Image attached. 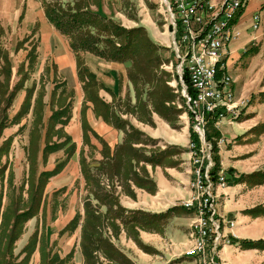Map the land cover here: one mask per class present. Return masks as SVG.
Listing matches in <instances>:
<instances>
[{"label": "rangeland", "instance_id": "rangeland-1", "mask_svg": "<svg viewBox=\"0 0 264 264\" xmlns=\"http://www.w3.org/2000/svg\"><path fill=\"white\" fill-rule=\"evenodd\" d=\"M6 4L19 6V11L4 7L0 9V48L7 52L10 60V88L19 79L18 69L25 59L27 50L35 41H37L38 57L34 70L29 72V78L24 81V88L16 94L10 108L3 112L1 109L7 95L3 96L0 93V120L4 114L10 119L19 110L25 98V88L34 86L28 114L24 115L19 123L4 128L0 133V146L8 139V143L0 150V154L2 153L0 167H4L0 175L1 211L9 203L13 210L23 207L24 200L28 197L27 190L31 184V177L27 148L33 139L32 105L39 93L43 95V106L40 111L41 119L39 116L36 120L40 129L38 160L35 166L36 178L41 171L54 168L57 162L65 158L62 149L49 154L45 163L41 159L45 125L51 113V91L55 80L60 82L65 79L69 90H73V100L71 118L65 125L64 132L71 136V142L76 143V150L62 171L49 179L39 212L37 216L25 222L23 233L14 244V253L17 254L27 243L30 235L38 229L39 234L44 233L48 248L51 247L63 257L74 247L71 261L73 264H83L79 247L80 228L74 233L58 234L76 211L83 213V200L86 195L85 182L79 169V151L82 147L81 110L84 95L76 73V58L68 40L56 31L46 18H25L26 9H31V0H0V6ZM246 6L241 12L242 23L241 28L239 27V39L243 38L244 34L246 36L243 46L239 49L238 98H247L249 102L236 118L223 119L231 122L239 121V217L248 220L243 224L248 237L242 239L255 241L264 239V182L259 184L256 181L258 175L250 177L248 174L259 171L257 167L264 165V0H250ZM91 8L112 17L124 27L143 26L148 37L159 48L161 64L150 66L146 71L138 67L134 70L137 75L148 73L146 75L150 80L148 83H143L137 77L135 80L128 77L131 61L123 63L106 61L88 52H81L80 55L103 85L110 89V92L103 88L97 90L99 98L109 102L111 109L121 119L141 132L132 133L139 141L132 144L137 151L131 154L142 159L150 153L166 151V157L162 159L160 165L133 160L135 173L133 177L124 179L115 174L100 175L101 185L107 190H112L118 204L126 210L123 219L127 220V224L123 226L119 219H115L118 226L117 234L108 224H103L101 228L113 244L128 257V260L123 261L122 264H202L198 258H189L188 261L182 262L183 258L178 255L180 250L188 249L193 242L191 224L189 235L185 236L187 237L184 238L185 240H181L184 246L179 244L174 247L168 239V236L173 238L171 235L180 234L176 230L171 234V229L181 225L177 220L189 213L193 219L195 218L193 210L185 211L181 206V202L190 198L192 193L189 183L193 176V166L190 162L188 141L191 139V132L194 131V121L182 100L185 83L181 82L176 71L177 65L170 47L172 37L165 4L163 0H98V5H92ZM33 12L37 13V10L33 9ZM254 14L259 16L255 29L251 27ZM236 18H239V15ZM45 22L49 24L50 29ZM32 31L34 34L17 47L19 41ZM233 45L234 43L231 44L232 48ZM0 64H2L1 58ZM46 64L48 71L44 72ZM27 69L25 64V70ZM0 78L2 79V76ZM167 94H173L169 96L172 100L165 102L167 106H173L179 111L178 114L172 111L170 120L163 118L155 109V104L167 97ZM57 97L58 95L55 96V101ZM235 97H237L236 93ZM86 105L85 116L90 128L109 145L112 153L115 146L122 142L124 132L117 129L113 123L106 122L102 116L96 118L91 102H86ZM98 108L100 112L103 111L102 106ZM221 120L215 121L213 125L219 132V137L213 136L216 144L220 143V128L225 124L223 122L219 124ZM99 138L90 133V144H93L95 149L89 145L84 146V154L88 160L92 159L95 162L94 165L102 159V144ZM220 146L217 144L219 168L221 162L219 151L223 145ZM211 159L214 162V159ZM120 171L125 172L124 169ZM160 180L164 182L163 187L161 183L159 184ZM170 207L174 209L163 216ZM100 210L104 213L105 206H101ZM171 222L174 224L173 228H167ZM224 224L226 223L220 222L222 235ZM141 232H143L142 236H140ZM167 233L169 235H166ZM231 235L226 239L223 235L217 246V252L224 242L237 241V238L233 237L234 233ZM233 239L236 241H232ZM239 246V264H264V244L243 247L239 242ZM162 249L163 253H161ZM39 256V250L36 249L28 264H39ZM171 257L174 259L169 263L166 262ZM20 258L21 256L17 261ZM97 258L107 263L101 252L97 254ZM217 262L222 264L221 260Z\"/></svg>", "mask_w": 264, "mask_h": 264}, {"label": "trees", "instance_id": "trees-1", "mask_svg": "<svg viewBox=\"0 0 264 264\" xmlns=\"http://www.w3.org/2000/svg\"><path fill=\"white\" fill-rule=\"evenodd\" d=\"M36 1L40 2L46 20L56 31L68 40L69 47L76 58V73L84 95L83 107L81 110L82 147L79 151V169L84 179V188L86 190V195L83 200V213L79 210L76 211L66 225L60 229L58 234L62 235L65 232L74 233L77 228H80L79 247L83 256V264H122L123 261L128 260V257L113 244L110 237L105 235L101 227L103 224H108L114 228L115 234H117L116 229L118 226L116 225L115 219H119L123 226L126 225L127 220L123 219V214L126 210L118 204L112 190H107L105 186L101 185L100 175L102 173L110 175L115 174L124 179L133 177L135 176L133 172V160H142L151 165H160L162 164V159L166 157V151L162 150L157 154L150 153L149 156H143L142 159H140L139 156L136 157L131 154L137 151V149L132 147V144L139 141L138 138L133 137V134L141 132L129 122L121 119L116 112L111 109L109 102L99 98L97 90L103 88L110 92V89L104 86L97 78L95 72L89 69L80 53L88 52L96 57L111 62L123 63L125 61H131L132 66L128 70V77L131 80H135L137 77V79H141L143 83H148L150 82L146 76L148 73H146V75L144 73H139L137 75L134 70L138 67L142 71H146L150 66L161 64V57H159L158 54L159 48L148 37L143 26L127 28L112 17L93 10L91 6H97L98 0ZM33 34L34 31L25 36L19 41L17 47L27 41ZM36 42L37 41L33 42L27 50L25 59L17 72L20 77L11 88L9 85L11 77L10 60L7 52L4 51L3 48H0V58L2 61V64H0V76H2V79L0 78V93L3 96L7 95L4 106L1 109L2 112L10 108L16 94L24 88V81L29 78V72L34 70L38 57ZM25 64L26 68H28L27 70H25ZM47 71L48 65L46 64L44 72ZM182 79L187 86V91L191 93L188 77L185 73ZM33 88L34 86L25 88V98L19 110L12 118L9 119L7 114L1 117L0 133L4 128L19 123L21 118L28 114L31 108ZM58 89H60V92L57 94ZM56 95H58V97L55 101ZM167 95V97H164V99L155 104V109L163 118L170 120L172 111H175L176 114H178L179 111L175 110L173 106H167L165 102L171 101L172 99H169V96L173 94ZM42 96V93H39L32 105L34 123L32 125L31 135L33 139L27 148V161L30 165L31 184L27 190V200H24L25 205L13 210L9 203L1 211L2 198L0 195V264H28L36 249L39 250L40 254L39 264H73L71 259L74 253V247L62 257L57 252H54L51 247H47L44 233L39 234L38 229L30 235L27 243L22 249L17 254L14 253V244L23 233L25 222L37 216L39 212L44 189L49 179L62 171L67 161L76 150V143L71 142V136L64 132V127L71 118L73 90H69L65 79L60 82H56L55 80L51 91V113L45 125V137L41 151V159L45 163L49 154L62 149L65 158L57 162L54 168L41 171L36 178L35 166L38 160V140L40 137V129L36 120L39 116L41 119L40 111L43 106ZM182 100L184 106L187 107L186 100L183 96ZM86 102H91L93 104L96 118L102 116L106 122L113 123L117 129L124 132L122 142L115 146L112 153L109 145L101 140L90 128L85 116ZM99 106H102V112L99 111ZM214 122L215 120L213 118L209 119L205 130V138L212 144V158L215 163L212 170L213 175L219 170L218 149L213 138V136L219 137V132L213 127ZM90 133L97 139L99 138L102 144V159L98 161L97 165H94L95 162L92 159L88 160L87 156L84 154L85 145H89L91 148L95 149V146L90 144ZM191 139L197 141V134L194 131L191 132ZM7 143L8 139L2 143L0 150H2ZM120 150H122V152H120ZM1 154L0 158L2 157ZM3 169V166L0 167V175ZM121 169H124L125 172H121ZM257 175V183H263L264 170L248 174L250 177ZM135 182L137 181L135 180ZM101 206H105L106 208L104 213L100 210ZM173 209L174 207L168 208L163 216ZM232 241L236 240L233 239ZM238 242H240L243 247H256L257 245H263L264 239L255 241L242 239ZM99 252L103 254L107 263L99 261L97 258ZM20 256V260L17 261V258Z\"/></svg>", "mask_w": 264, "mask_h": 264}, {"label": "built area", "instance_id": "built-area-1", "mask_svg": "<svg viewBox=\"0 0 264 264\" xmlns=\"http://www.w3.org/2000/svg\"><path fill=\"white\" fill-rule=\"evenodd\" d=\"M250 0H163L169 16L170 47L176 61V71L182 80L188 77L191 93L183 87V97L194 121L197 141H188L193 176L191 196L181 202L186 210L195 212L191 223L193 242L181 255L198 258L202 264H220L215 255L223 237L217 209L218 188L227 184L224 170L212 174L211 142L205 138L209 119L236 118L249 102L235 97L233 78L228 72L230 44L240 32L233 27L235 18ZM259 16L254 14L253 24ZM219 142H223L222 138ZM217 143V144H220ZM214 177V178H213ZM233 226V221H227Z\"/></svg>", "mask_w": 264, "mask_h": 264}, {"label": "crops", "instance_id": "crops-1", "mask_svg": "<svg viewBox=\"0 0 264 264\" xmlns=\"http://www.w3.org/2000/svg\"><path fill=\"white\" fill-rule=\"evenodd\" d=\"M30 1V0H29ZM31 9L27 8L25 13V18H46L43 12V8L41 6L38 7L40 2L36 0H31ZM35 5L36 8L34 7ZM8 8L10 10H17L19 11V6L17 5H4L0 6V9ZM247 7V6H245ZM33 9L37 10V13L33 12ZM244 9V8H243ZM242 9V10H243ZM239 12V18H235L233 27L239 31V27L241 28V12ZM18 13V12H17ZM22 13H20V16ZM19 16V18H20ZM45 24L49 28V24L45 22ZM51 25V24H50ZM52 26V25H51ZM50 29V28H49ZM245 34L244 37L239 39H236L233 45V48L230 44V57L228 59V71L232 75L234 83V91L239 96V49L243 46L244 40H245ZM257 79H259V76H257ZM246 91V90H245ZM248 94H246L247 96ZM260 105V103L258 104ZM223 124V128L221 126L220 128V135L223 140V142L220 143V145L225 147L221 148L219 151L220 154V168L223 169L227 175V185L223 188L217 189V209L219 213V218L223 223L227 224V221H234V225L232 227L228 226V224H224L223 227V235L226 237H231L232 233H234L235 238H237V241L235 243H226L224 242L222 246H220L217 254L215 255L216 260H221L222 264H239V239L243 237H248L246 233V228H244L243 224L246 223L248 220H245L246 218L239 217V121L231 122L230 120L223 119L219 122ZM100 126V125H99ZM103 128V126H100ZM220 127V125H219ZM220 146V147H221ZM227 146H229L227 148ZM261 170H264V165L262 167H257ZM228 169L230 172H228ZM161 183V187H163L164 182L160 180L159 184ZM187 211L186 209H184ZM245 217V216H244ZM193 220V216L191 213L187 214L186 216H183L179 221L181 225H178L177 227L173 228V222H171V225H167V228H173L171 229V234L174 233V230L178 231L180 234L178 235H171L173 238H170L168 236L169 241L172 242L174 247H177V245H182L184 242H181V240H185V236L189 235V226ZM143 235V232L140 233V236ZM166 235H169L168 233ZM185 238V239H184ZM184 246V244H183ZM162 247V246H161ZM163 253V249L161 250ZM183 251L180 250L178 255H181ZM183 258L182 262L188 261L189 257L181 255ZM174 258H168L166 262L169 263L170 260H173ZM195 263V261H191ZM163 264V263H162Z\"/></svg>", "mask_w": 264, "mask_h": 264}]
</instances>
